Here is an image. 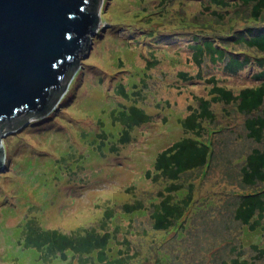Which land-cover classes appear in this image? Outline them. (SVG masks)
Listing matches in <instances>:
<instances>
[{
	"label": "rangeland",
	"instance_id": "rangeland-1",
	"mask_svg": "<svg viewBox=\"0 0 264 264\" xmlns=\"http://www.w3.org/2000/svg\"><path fill=\"white\" fill-rule=\"evenodd\" d=\"M160 3H101L99 25L58 104L44 116L0 134L6 150L0 167V264H68L69 259L75 264L77 257L71 254L63 261L41 262L33 249L18 245V224L24 218L71 233L85 228L102 231L104 223L107 230L114 229L111 255L122 251L123 238L128 253H136L128 264H215L235 257L247 264H264V228L249 229L233 216L238 193L264 187L262 183L240 188L245 156L263 144L246 137L245 115L232 104L211 105L215 120L205 122L208 160L181 179L194 186L188 211L176 222L177 229L185 225L182 236L173 227L153 228L151 213L160 200L156 195L169 182H153L145 172L153 170L159 151L184 135L179 118L196 107V98L209 97L207 78L214 76L234 93L258 83L249 67L231 74L206 57L196 63L188 45L196 31H235L246 23L244 12L232 25L236 10L225 23L212 13H225L221 8L211 5L206 10L209 0ZM196 22L203 28H190ZM235 46L229 48L243 47ZM180 72L188 73L186 81ZM119 82L126 92L134 86L140 94L126 95L129 101L125 100L116 90ZM133 102L143 107L150 121L133 126L130 141L116 144L115 151H110L111 140L108 147H100L101 152L92 149V133L100 132V122L117 140L122 127L110 125L109 111ZM69 156L73 162L64 166ZM135 201L141 209L125 212L123 204ZM260 224L264 225V213Z\"/></svg>",
	"mask_w": 264,
	"mask_h": 264
},
{
	"label": "trees",
	"instance_id": "trees-1",
	"mask_svg": "<svg viewBox=\"0 0 264 264\" xmlns=\"http://www.w3.org/2000/svg\"><path fill=\"white\" fill-rule=\"evenodd\" d=\"M104 1L87 0L86 9L96 13L99 17V7ZM163 1L161 0V3ZM161 3L160 6H163ZM211 5H216L225 12L221 13L212 10L217 20H224L227 23L228 16L232 14V11L236 10L232 16V25L236 23L238 16H243V12L246 23L235 31H227L226 28L224 31L218 28L214 34H207L206 31L203 33L201 30L192 33V41L188 44L192 49V58L198 64L205 57L211 63L219 62L222 69L231 74H236L249 67L251 77L258 83L252 86H245L237 93H234L232 89L220 85L215 77L211 76L207 78V82L211 84L208 92L209 97L196 98V107L190 108L187 115L179 118L184 135L159 151L153 163V172L148 169L144 175L153 182L160 180L169 182L163 191L157 193L156 196L160 200L155 203L156 205L151 213L154 220L153 228L156 230H168L188 211L194 186L191 182L183 184L181 179L190 171L203 167L208 160L210 146L209 142H206L207 129L205 125L207 123L211 124L215 120V112L211 107L213 103L222 102L234 105L239 114L245 115L243 124L246 129V137L256 143L263 144L262 148H251L245 156L240 168V182L243 184L240 188L256 187L264 183V0H209L208 7H205L206 10ZM193 25L198 26L200 29L203 28L198 22L192 24L190 28ZM90 43L91 39L88 37L82 51H86ZM235 45H243V47L238 49L229 48V46L234 47ZM245 48L250 51L246 52ZM74 67H69L68 74L62 80L57 92L51 90L52 98L47 111L52 110L57 103ZM253 68L256 69L254 72H252ZM179 76L184 81L189 77L186 72H180ZM116 90L127 101L129 100L126 95H139L141 91L135 90L133 86L126 92L124 85L120 82L117 83ZM45 114H39L36 110L17 111L11 119H0V126L3 124L10 127L19 116H21L19 117L21 119H27L41 117ZM108 116H110L109 122L111 126L118 124L122 127L121 135L118 136L117 140H113L114 134L106 132L103 126L101 128V122H98L101 129L100 132L92 133V149L97 152H101L100 147L104 145L108 147L107 142L110 140L112 143L110 151H115L117 149L116 144H126L130 141L129 130L133 126H140L150 121V115L137 102L117 104L115 108L113 107L109 111ZM97 121L100 120L98 119ZM113 127L115 128V126ZM97 142L98 144H96ZM1 153H3V150L0 147V161ZM72 158V156H69L63 165L68 166L72 163ZM236 198L238 203L234 209V218L249 229L264 228V225L260 224L264 213V187L250 193H238ZM123 205L125 212L130 214L140 210L142 207L139 201H135L132 204L125 202ZM107 215L108 212L106 213ZM102 225V231H97L95 228H85L71 233L64 232L58 228H44L34 220H25L24 218V221L18 224V228L21 227V230L18 232L17 243L24 248L33 249L37 260L39 259L41 262L63 261L68 254H71V257H77L76 261H74L75 264H128L129 261L136 257V253H128L129 245L127 240L123 238L120 242L122 251L118 250L115 255H111L112 252H109V249L112 245L114 229L109 231L104 223ZM184 227L185 225L178 229L176 233L178 236H182ZM166 254L169 255V253H165L164 256L167 259L170 258ZM57 256L61 259H57ZM158 258L159 256L157 255L156 259ZM69 260L68 264H71L72 259ZM215 264H247V260H239L238 257H235L229 261L222 260Z\"/></svg>",
	"mask_w": 264,
	"mask_h": 264
},
{
	"label": "water",
	"instance_id": "water-1",
	"mask_svg": "<svg viewBox=\"0 0 264 264\" xmlns=\"http://www.w3.org/2000/svg\"><path fill=\"white\" fill-rule=\"evenodd\" d=\"M87 4L0 0V119H11L17 111L49 112L51 90L57 92L69 67L75 66L68 81L72 77L84 43L99 25ZM19 117L10 127L2 124L0 134L30 119Z\"/></svg>",
	"mask_w": 264,
	"mask_h": 264
},
{
	"label": "bare ground",
	"instance_id": "bare-ground-1",
	"mask_svg": "<svg viewBox=\"0 0 264 264\" xmlns=\"http://www.w3.org/2000/svg\"><path fill=\"white\" fill-rule=\"evenodd\" d=\"M240 39V38H239ZM242 40V39H241ZM245 45V44H244ZM246 49V48H245Z\"/></svg>",
	"mask_w": 264,
	"mask_h": 264
}]
</instances>
